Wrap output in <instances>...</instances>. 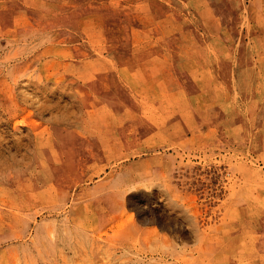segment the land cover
I'll use <instances>...</instances> for the list:
<instances>
[{"label": "rangeland", "instance_id": "obj_1", "mask_svg": "<svg viewBox=\"0 0 264 264\" xmlns=\"http://www.w3.org/2000/svg\"><path fill=\"white\" fill-rule=\"evenodd\" d=\"M0 264H264V0H0Z\"/></svg>", "mask_w": 264, "mask_h": 264}, {"label": "bare ground", "instance_id": "obj_2", "mask_svg": "<svg viewBox=\"0 0 264 264\" xmlns=\"http://www.w3.org/2000/svg\"><path fill=\"white\" fill-rule=\"evenodd\" d=\"M18 59V58H17ZM23 122V121H22ZM26 122H28V121H26ZM23 123H25V121L23 122ZM21 124V123H20Z\"/></svg>", "mask_w": 264, "mask_h": 264}]
</instances>
